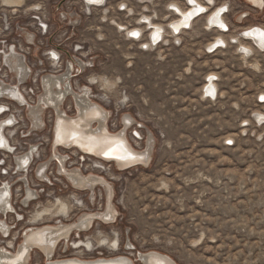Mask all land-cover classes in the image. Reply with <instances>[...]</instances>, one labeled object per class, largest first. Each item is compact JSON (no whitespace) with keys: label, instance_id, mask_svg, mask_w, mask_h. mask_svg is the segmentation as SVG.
<instances>
[{"label":"rangeland","instance_id":"374dc122","mask_svg":"<svg viewBox=\"0 0 264 264\" xmlns=\"http://www.w3.org/2000/svg\"><path fill=\"white\" fill-rule=\"evenodd\" d=\"M19 1V6L10 8L0 0V41L16 45L34 76L62 69L49 68L46 54L51 50L56 51L62 61H67L72 46L84 44L82 53L94 61V66L84 74L75 73L74 88L80 85L91 88L92 100L110 113V131L119 129L118 120L126 113L141 123L144 129L138 131L142 141L130 137L131 131L128 132V139L137 149L142 148L147 129L155 138L153 161L148 169L139 167L117 173L109 164L103 170H95L113 184V203L118 218L112 227L94 225V234L88 237L96 241L101 236L98 231L110 238L117 233L120 252L130 241L135 252L156 251L175 264H264L263 150L253 142L241 144L236 149L222 147L224 138L237 133V120L245 116L246 105L235 111L233 104L250 102V92L264 85V77L244 69L242 59L235 55L232 45L212 56L204 55V48L216 36V32L204 26L205 16L180 34L177 39L180 41L168 37L169 42L152 54L138 52L133 44L125 41L124 33L116 29L115 25L135 27L141 13L152 18L155 13L154 22L165 25L173 18L168 4L175 2L184 9L186 3L183 0H106L105 7L91 8L89 16L82 0ZM144 1L146 3H141ZM214 1V7L222 5L229 12L225 14V21L231 29L225 39L237 35L239 28L264 27V12L257 13L243 0ZM122 4L131 9L133 15L118 12ZM74 12L81 17L78 27H72L71 21L62 20L63 13ZM241 13H250V16L238 25ZM34 17L42 18L48 24L46 36L40 35L39 22ZM24 30L34 35L31 44L25 38ZM249 62L257 63L254 59ZM0 69V76L13 83L12 75L3 67ZM210 73H218L221 80L222 99L216 104L199 99L204 79ZM92 77L98 82L90 83L88 79ZM102 80L109 85L103 87ZM243 86L244 90L241 89ZM33 91L31 102L40 92L37 84ZM64 108L72 114L70 102L67 101ZM12 112L19 125L17 131L6 132L11 145L17 148V153L30 145L39 149L27 177L31 187L40 194L29 207L21 209L25 221L12 230L14 242L19 240L20 233L37 210L50 207L57 197L66 200L69 206L66 221L75 218L79 212L99 209L102 203L99 193L95 203L88 208L87 198L72 193L65 178L56 181L61 178L54 176L53 165L49 167L48 176L54 186L43 185L34 174L35 165L49 155L52 113L45 112L46 127L42 132H34L22 139L21 133L29 123L27 113L15 107ZM70 155L72 161L82 167L83 173L91 171L89 159L85 157V162L78 163L81 156L71 152ZM12 162L13 156L0 152V164H3L0 180L10 182L14 190L13 205L21 211L18 178L1 175L12 169ZM58 220L61 219L52 222ZM7 221L10 226H15L12 215ZM57 253L60 256L59 249ZM81 253L79 256L85 259L111 256L105 249ZM71 255L75 254L68 249L61 257ZM30 264H44L38 252L32 253Z\"/></svg>","mask_w":264,"mask_h":264},{"label":"bare ground","instance_id":"6f19581e","mask_svg":"<svg viewBox=\"0 0 264 264\" xmlns=\"http://www.w3.org/2000/svg\"><path fill=\"white\" fill-rule=\"evenodd\" d=\"M103 1L88 0L92 3H102ZM183 1L186 3L184 9L175 2L169 3L168 6H170L169 9H171L173 18L167 21L165 27L161 23L158 24L156 31L150 34V30L156 27L147 26L142 21L143 27L115 26L120 31L132 34L136 38H139L143 29L147 27L148 43L155 44L159 41L165 43L169 42L168 37L171 40H177L180 34L188 31L196 20L198 21L205 16L204 26L212 27V32H216L215 38L208 44V47L216 48L215 52L222 46L237 44L236 48H240L244 52L242 60L249 64L258 49H264L263 26L250 25L239 28V33L245 32L242 35L245 39L235 34L225 39L230 31L225 21V14L227 13L225 6L221 5L210 10L211 7L209 6L214 4L213 0H203V3H206L205 6L201 0ZM243 1L257 13L264 12V0ZM2 3L11 8L19 6L21 2L19 0H2ZM88 5L85 10L90 11ZM103 7L99 6V8ZM249 16L250 13H241L238 22H242ZM34 20L44 24L41 18L34 17ZM150 22H153L151 18ZM137 28L142 30L137 31ZM220 30H228V32L221 34ZM24 31L27 41L32 42V33L27 30ZM51 55L54 60L51 61L49 68L53 70L62 69L60 71H47L43 75L34 76L27 64L26 57L19 52L16 45L0 41V67H3L6 73H10L14 78V82L10 83L9 80L5 81L0 76V100L9 98L27 113L29 123L27 129L21 133L22 139L30 137L34 132H42L46 127L45 112L49 110L52 113L49 155L46 160L35 165L34 174L37 179L45 186H54L47 173L49 167L53 165L54 176L61 178L56 179V181L60 182L65 178L68 189L72 193L87 198L86 205L88 208L91 203H95L98 193L102 203L99 209L79 212L75 218L66 221V218L69 217V206L65 202L66 200L57 197V199H53L50 207L44 206L41 211L37 210L36 215L28 221L26 229L20 233L19 240L14 242V239L11 238V230L16 229L18 223L25 221V217L20 213L22 212L21 209L29 207L31 202L40 198L38 190L31 187L27 177L39 149L36 150L35 145H30L25 151L17 153V148L11 145L6 134L17 131L19 123L15 116L10 115L8 106L0 102V151L5 153V156L14 157L12 169L4 173L1 172V175H15V178H18V189L21 193V205H19L21 211H19L13 205L14 190L10 182L0 180L2 182L0 183V242L2 244L0 245V264H30L34 251L41 255L44 264H135L134 259L141 264H175L172 259L156 251L137 254L130 241L126 243V249H122L123 252H120V241L117 233H114L113 238H110L98 231L101 236L96 241H93L91 236L88 237L94 232H92L94 225L101 224L112 227L118 218V210L113 203V184L109 179L98 175L95 170H103V167L109 164L117 173L139 167L148 169L153 161L155 138L147 129V133L145 132L143 137L142 148L137 149L132 145L128 136L134 137L133 131L135 130V135L142 139L138 130L144 129V127L128 113L119 118V129L110 131L108 127L110 113L101 104L92 100L91 88L86 85L79 90V88H74L72 83L75 73L84 74L90 68L91 61L88 56L73 54V58H69L61 64L56 51L51 50ZM257 63L250 65L259 68ZM88 81L92 84L98 82L95 77L88 79ZM33 83L39 86L40 92L37 98L30 102L24 95L25 93L22 92V88L30 96L31 93L26 85ZM101 85L107 87L109 83L102 80ZM210 87L209 92L213 94L217 90V85L211 84ZM67 101L70 102L71 115L64 108ZM130 131L131 133L128 135ZM110 149H114V151L106 155L105 153L109 152ZM70 152L76 153L77 157L81 156V161L78 163L85 162V157L89 159L92 162L91 171L83 173L82 167L80 168L77 162L72 161ZM12 170L15 172L12 173ZM72 198L76 201V198L73 196ZM78 204L80 203L77 202ZM10 215L13 216L14 227L10 226L7 221ZM56 218L61 220L52 222ZM58 249L60 256L57 253ZM68 249H71L75 255L61 257L68 252ZM99 249L111 252V256L92 259L79 256L82 254L81 252H92Z\"/></svg>","mask_w":264,"mask_h":264},{"label":"built area","instance_id":"2783aa9c","mask_svg":"<svg viewBox=\"0 0 264 264\" xmlns=\"http://www.w3.org/2000/svg\"><path fill=\"white\" fill-rule=\"evenodd\" d=\"M82 3H83V6L85 9H86V6L88 4H89L88 6L91 9V8H99V6H105L106 0H104L102 3H92V2H88V0H82ZM90 11L85 10V13L87 16L90 15ZM118 12H120V13L127 12V13H130V15H133V12H130L128 10V7L125 4H122L118 7ZM228 13L229 12H227L226 14H228ZM153 14H152L153 18H156L155 13H153ZM62 15L64 17V18H62V20L71 21L73 23L72 27H78L79 23H81L80 22L81 17L78 16L77 13H75V12L72 14H69V15L63 13ZM67 17H69V19H67ZM150 18H151V21L154 22L153 18L152 17H150ZM42 21L44 23L43 25L39 21H37V22H39L38 31H39L41 36H46L48 34L49 26H48V24L45 23L44 20H42ZM240 24H241V22H238V25H240ZM136 26H139V27L144 26V24L141 23V19H139V23H137ZM124 27L125 28H132V26H124ZM206 28H208V27H206ZM229 28L231 29V27H229ZM208 29L212 30V27L208 28ZM117 30H119V29H117ZM120 32L124 33L125 41L130 43V44H133L136 47L137 51L142 53V54L155 53L164 44V42H161V41H159L158 43H155V44L154 43H152V44L148 43L147 42L148 41L147 40V36H148L147 27H146V29H143V33L141 34V36L139 38H136L132 34H129V33L127 34L125 31H120ZM220 32H221V34H225L228 32V30H220ZM244 34H245V32H243V33L238 32L237 33L238 37H241L242 39H245V37L242 36ZM33 37H34V35H33ZM69 39H67V40H69ZM176 41H180V40H176ZM29 44H31V42H29ZM174 45L179 46V44H174ZM231 45L235 49V55L238 56L240 59H242L244 52L240 48H236L237 44H231ZM57 47H59V46H57ZM227 47L222 46L221 49H219V50H224ZM84 50H85L84 44L73 45L71 48V55L69 58H73V54H83L82 51H84ZM215 50H216V48L213 49V48L207 46L204 48V55L205 56H212L216 53ZM46 55L48 56V61L51 63V61L54 60V58L51 55V51H50V53H48ZM84 55H85V53H84ZM85 56H88V55H85ZM253 59L258 62L259 68L255 69L253 66H251L250 64H246L242 60L243 68L246 69L247 71L253 73L254 75H261L264 77V49H258V52L255 53L252 60ZM59 60H60L61 64L63 62H66V61H62L60 55H59ZM89 60L91 61L90 68H92L94 66V61L92 59H89ZM220 82H221V80H220V76L218 73H210V74L206 75L204 82H203V85H202L201 90H200L199 99L202 102H206L207 104L218 103L219 100L222 99V93L220 90ZM211 84L217 85V90L214 91L213 94H211L209 92V89L211 88L210 87ZM34 85H35L34 83L32 86L30 84L26 85V87L28 88V91L31 93L30 96L34 94V91H33ZM241 89L244 90L245 86H243ZM22 92L25 93L24 95L26 96L27 100L31 102L30 96L27 94V92L24 91L23 88H22ZM250 94H251V97L249 98L250 102H248V100H245V101H240L236 104H233L232 107L235 111H237L239 109V106L246 105L245 114H244L245 116L243 118H240L237 120V133L234 136L224 138L222 141V147L227 148V149H236L241 144L243 145L244 143H247V142H253V144H257L258 147H260L263 150V154H264V85L257 87L255 89V91L250 92ZM0 102H3L4 104H6L8 106V109L10 110V115L15 116V117H16L15 113H18V112L17 111L15 113L12 112V108L15 107L17 109H23L21 107H18L17 104H15L9 98H3L0 100ZM9 110H7V111L9 112ZM133 135L137 139V141H142L141 138H139L138 136L135 135V132H133ZM2 165L3 164H0V166H2ZM47 173H48V171H47ZM2 176H7V175H2ZM115 248L117 249L118 246ZM124 249H126V246H124ZM134 261H135L134 262L135 264H141V262H137L136 259H134Z\"/></svg>","mask_w":264,"mask_h":264},{"label":"flooded vegetation","instance_id":"af4514ba","mask_svg":"<svg viewBox=\"0 0 264 264\" xmlns=\"http://www.w3.org/2000/svg\"><path fill=\"white\" fill-rule=\"evenodd\" d=\"M214 1V0H213ZM201 2H202V4L205 6V4L203 3V0H201ZM143 3H146L145 1L143 2ZM214 5H215V1H214V4H213V6H209V7H211V8H209L210 10L211 9H215L216 7H214ZM105 7V6H104ZM130 12H132V10L130 9L129 10ZM146 12V11H145ZM207 12H208V10H207ZM140 17H139V19H141V21L142 22H145L146 23V25L147 26H155L156 28L155 29H151L150 30V32H149V34L151 33V32H153V31H156V29H157V25H158V23H153V22H150V17L149 16H147V15H145L144 13H141L140 15H139ZM118 26V25H117ZM164 27H165V25H163ZM137 31H141L142 29L141 28H138V29H136ZM127 32H129V30L127 29ZM138 33V32H137ZM82 86L80 85V86H78L77 88H79V90H80V88H81Z\"/></svg>","mask_w":264,"mask_h":264},{"label":"snow or ice","instance_id":"6c2138e0","mask_svg":"<svg viewBox=\"0 0 264 264\" xmlns=\"http://www.w3.org/2000/svg\"><path fill=\"white\" fill-rule=\"evenodd\" d=\"M114 151V149H110L109 152L105 153L106 155L111 154V152Z\"/></svg>","mask_w":264,"mask_h":264}]
</instances>
